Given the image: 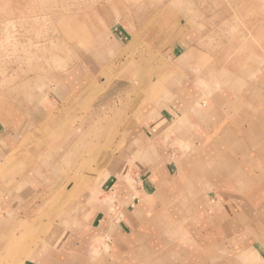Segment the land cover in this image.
I'll return each mask as SVG.
<instances>
[{"label": "crops", "instance_id": "1", "mask_svg": "<svg viewBox=\"0 0 264 264\" xmlns=\"http://www.w3.org/2000/svg\"><path fill=\"white\" fill-rule=\"evenodd\" d=\"M176 1L160 12L163 36L152 42L166 46L164 63L141 72L135 54L115 61L128 62L123 70L118 65L114 96L124 104V144L65 185L70 200L60 197L45 218L19 213L17 198L0 212L4 250L11 237L34 244L18 264H264V100H254L244 81L207 80L229 75L220 54L199 51L216 26L205 7L177 10ZM106 23H113L111 44H128L127 21L113 16ZM204 58L215 61L208 72L198 64ZM67 73L64 84L52 87L58 98L90 90L88 75L78 68ZM51 94L38 98V110L53 105ZM38 114L24 124L42 123ZM2 147L0 158L13 155ZM34 172L39 176L38 165ZM30 179L28 187L45 202L61 188L44 176Z\"/></svg>", "mask_w": 264, "mask_h": 264}, {"label": "rangeland", "instance_id": "2", "mask_svg": "<svg viewBox=\"0 0 264 264\" xmlns=\"http://www.w3.org/2000/svg\"><path fill=\"white\" fill-rule=\"evenodd\" d=\"M170 1L0 0V148L3 145L5 151H14L0 158V212L17 198L22 208L19 213L32 212L45 218L58 208L60 197L65 203L70 200L63 195L65 185L76 184L75 179H83L103 153L124 144V104L114 96L121 84L117 68L123 70L128 62L115 61L124 57L133 61L135 54L141 72H146L150 63L158 67L164 63L166 46L152 42L163 36L160 12ZM182 1L174 2L177 10L203 6L216 26L206 32L199 51L220 54V68H229V75L220 71L207 80L216 85L225 80L244 81L253 87L254 100H264V0ZM113 16L128 22L132 34L128 44H111L107 38V28L113 23L104 22ZM152 31H156L154 36ZM150 58L155 61L150 62ZM214 63L207 58L198 62L207 72ZM74 68L92 80L90 90L58 98V89L52 87L64 84L63 77ZM141 72L134 78L136 82L142 80ZM48 90L54 102L42 112L38 98L50 94ZM38 111L44 118L42 123L24 124L27 116ZM36 165L41 170L39 176L46 177L52 186H61L46 202L45 196H35L28 187L31 177H39L31 173ZM11 238L14 243L9 244V250L3 248L5 237L0 238V264L27 261L21 253L24 247L34 245L28 243L29 237Z\"/></svg>", "mask_w": 264, "mask_h": 264}]
</instances>
